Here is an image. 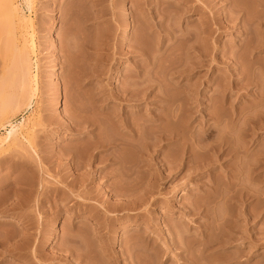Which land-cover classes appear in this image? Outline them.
Wrapping results in <instances>:
<instances>
[{
    "label": "rangeland",
    "instance_id": "rangeland-1",
    "mask_svg": "<svg viewBox=\"0 0 264 264\" xmlns=\"http://www.w3.org/2000/svg\"><path fill=\"white\" fill-rule=\"evenodd\" d=\"M99 1L0 0V199L8 202L0 211L19 200L24 206L0 212V243L6 232L21 239L29 228L25 237L38 239L25 242L42 245L36 259L33 245L28 256L0 254V264H80L71 251L84 249L92 258L87 248L97 256L88 264H105L101 248L122 264H259L264 247L250 246V237L204 256L194 245L220 236L211 232L212 217L257 210L253 180L264 175L253 173L264 156V0H199L188 5L202 10L182 20L162 4L168 14L153 21L169 27L161 34L144 26L151 21L131 0ZM162 1L178 2L142 0L146 10ZM139 40L145 48L136 53ZM19 59L29 77L22 97L26 70ZM138 91L149 95L132 97ZM10 124L17 126L11 137ZM213 147L222 149L219 157L207 150ZM81 177H93L91 186L110 199V213L97 202L102 197L87 200L79 192ZM134 179L149 199L127 215L119 208L127 199L112 193ZM227 195H249L248 206L235 199L213 203ZM94 222L104 227L96 236ZM136 242L150 248L139 263L120 257Z\"/></svg>",
    "mask_w": 264,
    "mask_h": 264
},
{
    "label": "bare ground",
    "instance_id": "bare-ground-1",
    "mask_svg": "<svg viewBox=\"0 0 264 264\" xmlns=\"http://www.w3.org/2000/svg\"><path fill=\"white\" fill-rule=\"evenodd\" d=\"M95 1V2H94ZM98 1V0H97ZM97 1L96 0H93V2L96 4L97 3ZM103 1V0H102ZM101 1V2H102ZM132 1V3H133V5H132V7L133 8H135V9H140V10H142L143 11V19L144 18H146V19H148V20H150L151 22L150 23H148V24H146V23H144V26L146 27V28H149V29H154L155 27H158V29H159V33L161 34V33H163V32H166V30H168V26H166L165 24H164V22H153L155 19H156V17H159V16H161V17H163L165 14H168L167 13V11H168V9H166L165 7H163L162 8V4L163 5H165V4H167L169 7H173V9H174V11H175V16L178 18V19H180V20H182V18L183 17H186V18H190L192 15H194L195 13H197V12H199V11H201L202 9H201V7L200 6H198V5H192V6H190V5H188V4H191V3H197V2H199V0H178V2H176V3H172V2H170V4H168V3H166V2H164V1H162V2H159L156 6H154L153 8H151L150 10H146L144 7V4H143V2H142V0H131ZM100 1H99V3H101ZM11 6V4L10 3H6V5L7 6H9V5ZM98 4V3H97ZM10 6H9V8H10ZM7 9V8H6ZM10 9H12V8H10ZM11 13H13V12H11L10 11V15H11ZM9 15V14H8ZM98 15V17H96V19L99 21V19L101 20V16H100V14L98 13L97 14ZM12 17V16H11ZM11 17H9V19L11 18ZM95 17V16H94ZM93 17V18H94ZM102 20H103V17H102ZM10 22H11V20H10ZM169 34H171L169 31H167ZM171 32H173V31H171ZM189 34V36H187V37H189V38H191L192 37V33H188ZM191 34V35H190ZM189 38H187V39H189ZM142 41H144V40H142ZM142 41L141 40H139V42L138 41H136L135 42V45L132 47V49H133V51H135L136 53H137V51H142V48L141 47H144V45H145V42L144 43H142ZM139 44H138V43ZM144 44V45H142V44ZM193 47H194V45H192ZM192 47V48H193ZM145 48V47H144ZM1 49V48H0ZM191 49V48H190ZM20 51H22V50H20ZM19 51V55L22 53V52H20ZM24 51V50H23ZM24 53V52H23ZM0 56H1V53H0ZM24 56H25V53H24V55L22 54V56L21 57H19V58H21V60L24 58ZM141 57V56H140ZM25 58H26V56H25ZM138 58V57H137ZM144 58V57H143ZM142 58V60H144V61H146L147 62V58H145V59H143ZM20 60V59H19ZM21 60H20V62L19 63H21V65L20 66H22V70H24L25 69V65H24V63L26 64V62H25V60L26 59H23V62H21ZM153 62H155L154 60H152V64H153ZM23 63V64H22ZM19 66V67H20ZM21 68V67H20ZM24 68V69H23ZM3 70H4V67H3ZM26 70V69H25ZM23 72V71H22ZM21 72V73H22ZM26 72L28 73V71L26 70V71H24L23 73H25L24 75H23V73H22V78H24V79H22V85H25L26 83H29V77H26V76H28V74H26ZM26 75V76H25ZM135 75H139V72H135ZM172 75H174V73H172L171 74V76ZM2 76V75H1ZM0 76V77H1ZM4 77V76H3ZM24 80V81H23ZM26 80L28 81V82H26ZM21 85V84H20ZM28 85V84H27ZM148 86H150V85H148ZM24 87H26V90H23V89H25V88H23V86H22V94H21V96L20 97H22V95L24 96V95H26V93L25 92H27V89H28V87L25 85ZM6 90H8V89H6ZM10 90V89H9ZM8 90V91H9ZM6 92V91H5ZM4 92V93H5ZM23 92L25 93V94H23ZM7 94H8V92H6ZM151 93V92H150ZM12 94V93H11ZM15 94V93H14ZM132 94V97H136V96H138V97H141V98H145V96L147 97L148 95H149V93L146 91V92H141V91H138V92H132L131 93ZM9 95H10V92H9ZM18 96H19V94H18ZM0 97H3V95L2 96H0ZM16 99V98H15ZM3 100V99H2ZM4 101V100H3ZM32 101V100H31ZM10 103V102H9ZM31 106H32V103L31 102H29V105L27 106V108H31ZM122 126H124V131H126L125 133H127V132H129L128 131V126H126L125 124H123ZM17 133V126H15V125H13V124H10L9 125V130H8V136L9 137H11V136H14L15 134ZM90 140H92V139H90ZM211 147V146H210ZM207 150H211V151H213L215 154L214 155H216L217 157H219V155H218V153L219 152H221L222 151V149L221 148H210V149H207ZM89 169H90V171L92 170V166L90 165L89 166ZM78 170H79V168H78ZM89 171V172H90ZM85 173V172H84ZM253 173L255 174V176H257L258 175V177L261 175V174H264V156H262V157H259L258 158V160H257V164H256V166L254 167V169H253ZM83 174V173H82ZM86 175L88 174V170H87V173H85ZM108 173H105V175L103 176V177H105V178H107L108 176H106ZM109 175V174H108ZM79 176V175H78ZM83 176V175H82ZM262 176V175H261ZM260 176V178H256L255 180H253V181H255L254 183H255V185H256V187L258 188V191H256L255 193H254V196H252V198L254 197L255 198V200L257 201V210L255 211L254 210V212H253V214L252 215H247V216H244L243 215V213L242 212H236L235 213V215L234 214H231L230 216H229V218L231 217V220H229V218H227V217H225L226 218V220L224 221V219H223V216H222V218L221 217H212L211 215V217H212V219H210V221H209V223L211 222V224L209 225L210 227L213 225L215 228H210L211 229V232H213V230H215L214 232V234H216L217 235V233H220L219 235L221 236H218V239H219V237L221 238L219 241H218V239L216 240V242H212V241H208L207 243H205V244H201L200 242H201V240H202V238H197L196 240V245H194L195 246V248H197V250H199L200 249V251L199 252H202V255L204 254H206V252L208 251V250H210V249H212V248H214L215 246H218V247H224L225 245H230L231 244V246H232V244H234V243H236L237 241H239V240H241V239H246V237H250L249 238V240H250V246H255V245H257V246H263L264 247V225L261 227V228H259V229H256L255 230V228L258 226V224L262 221L263 222V224H264V186H261L262 185V182H263V180H264V175L261 177ZM177 178V175H175V176H173V178H172V180L173 179H176ZM78 179V178H77ZM76 178H74L72 181H70L68 184H71L72 185V187H74L73 185L76 183V180H77ZM81 181H80V184L79 183H77V184H79V188L81 189V190H79V192H81V193H84L83 195L84 196H86V198H87V200H91V199H93L94 200V198H96V199H101V197H102V201H97V202H102V204H101V209L102 208H104V210L106 211V212H109L110 213V207H109V205H110V203L107 201V199L104 197V195L103 196H101L102 194H101V192H97V188H93L91 185H92V183L94 182L93 181V177L91 178V177H89V178H85V177H81V179H80ZM135 180V179H134ZM138 181V183H136V180H135V182L134 181H132V182H134L133 183V185L131 184V185H129L130 184V182H126V181H123V182H125L124 184H120V185H122V186H117V187H120V188H116V190H114V192L112 193L113 194V196H112V198L113 197H124V198H126L127 200H125L124 202H123V204L121 205V207H119V205H118V207L119 208H121V209H123L124 211H126L127 212V215L129 214V212L130 211H136V210H140L141 209V207L145 204V202H146V200H147V195L146 194H144L143 193V191H142V188H143V186L141 187V185H143V184H141L142 183V181L141 180H139V179H137ZM139 181H141L140 183H139ZM79 182V181H78ZM122 182V183H123ZM127 183V184H126ZM141 184V185H140ZM12 185V184H11ZM15 185V184H14ZM13 186V185H12ZM14 187V186H13ZM13 187H10V189L9 190H12L13 189ZM12 188V189H11ZM15 188V187H14ZM110 188H112V186L110 187ZM113 189L114 188H112V191H113ZM118 189V190H117ZM111 190V189H110ZM71 191V190H70ZM111 191V192H112ZM100 193V195H98ZM109 195V194H108ZM96 196H98L99 198H97ZM107 196V195H106ZM103 197L105 198V200L103 201ZM249 198H250V196L249 195H247L246 196V198H241V197H238V196H224L222 199H220V197H218V198H215L214 200H213V203L214 204H216L217 202H219V201H222V202H224L225 204H229V203H231L234 199L237 201L236 203H238V202H242L245 206H248V201H249ZM96 199H95V201H96ZM149 199V198H148ZM2 199H0V203H2V207H4V205H7L8 204V202H7V204L5 203V204H3V200L1 201ZM108 200H110V199H108ZM235 200H234V202L233 203H235ZM19 202H21L20 204H19ZM107 202L109 203V205L108 206H106L107 205ZM11 204H13V203H11ZM20 206H19V205ZM22 204V205H21ZM99 204V203H98ZM14 205V204H13ZM11 206L10 205V207L9 206H5V207H7L8 209L9 208H13L14 209V207H15V205H17L18 207H22L23 206V202L21 201V200H19L17 203H15V205L14 206ZM237 205V204H236ZM240 205V204H239ZM85 206H90V205H84V207ZM94 206V205H93ZM97 206V205H96ZM111 206V205H110ZM24 207V206H23ZM0 208H1V205H0ZM93 208H95V206L93 207ZM7 209V210H8ZM10 209V210H11ZM12 209V210H13ZM88 209V208H87ZM3 210H5V208L3 209H1V211H3ZM7 210H5V211H7ZM17 210V209H16ZM100 210V209H99ZM0 211V212H1ZM14 211V210H13ZM101 211V210H100ZM103 211V210H102ZM9 212V211H8ZM106 212H105V214H106ZM2 213H4V211L2 212ZM1 213V214H2ZM83 213V212H82ZM5 214V213H4ZM238 214V215H237ZM126 215V216H127ZM233 215H234V217L237 215V217H239V218H242V222L239 224V222H240V220H235L234 219V217H233ZM106 216L108 217V215L106 214ZM105 217V216H104ZM125 217V216H124ZM128 217V216H127ZM236 217V219H238ZM94 218V221H95V217H93ZM109 218V217H108ZM122 219H124L123 218V216H122ZM121 219V220H122ZM125 220H127L126 218H125ZM97 221V220H96ZM120 221V220H119ZM228 221V222H227ZM95 224V222L93 223V225ZM96 224H98V222L96 223ZM95 224V225H96ZM26 225H28V224H25V225H23V226H26ZM92 225V226H93ZM22 226V227H23ZM29 227V226H28ZM27 226H26V228H28ZM89 228L91 227V226H88ZM88 228V229H89ZM243 228V229H242ZM251 228H253L255 231L252 233V231H251ZM29 229V228H28ZM28 229H24V230H26V231H18V235H20L21 233H23V236H22V234L20 235L21 236V239H19V237L18 236H16L15 234L13 235L12 233L10 234L9 232H6V241L7 242H5V240L4 241H1V247H3V245L5 246V247H3V250L2 249H0V250H2V251H0V254H4V255H6V254H21V255H27L28 254V252H29V250H31V248H33V245H34V248H33V250H32V254H31V256L32 257H34L35 259H36V257H38V255H40L41 256V247H42V245H40L39 243H38V245L34 242L36 239H38V238H36V239H34V237H32V236H28L27 238L25 237L26 235L24 234V232H26V233H28L27 235H29L30 233L29 232H27V230ZM92 229V228H91ZM91 229H89L90 230V232H91ZM209 229V230H210ZM216 229L219 231H216ZM30 230V229H29ZM104 230V227H102V225H96V228H94V230L92 229V231H93V234H91L90 233V235H94V236H96V235H99V234H101V232ZM21 232V233H20ZM13 235V237H14V239L16 238V237H18V240L16 239V241L15 240H13L12 238L13 237H11V236ZM31 235H33L32 233H31ZM42 236H43V234H41ZM40 235V236H41ZM33 236H35V235H33ZM22 237H24V239L22 238ZM29 237H32V239H34V241H32V244H30L31 243V240H30V238ZM69 239L68 240H70L71 241V238H72V241L73 242H75L74 240H75V238H77L75 235L74 236H70L69 235ZM74 237V238H73ZM186 237V235H181V238H180V240L181 239H183V238H185ZM10 238V240L8 241V239ZM43 238V237H42ZM100 238H102V236L100 235ZM99 238V239H100ZM23 239V240H22ZM27 239V242L30 240V243H27V242H25V240ZM44 239V238H43ZM41 240V239H40ZM40 240H37V241H40ZM13 241V244L11 243ZM15 241V242H14ZM21 241H23V242H21ZM36 241V242H37ZM71 241V242H72ZM9 242V243H8ZM41 242H42V240H41ZM7 243V244H6ZM24 243V244H23ZM37 246H36V245ZM174 244L175 245H179L180 244V242L178 241V242H174ZM234 245H236V244H234ZM233 245V246H234ZM238 245V244H237ZM239 246H240V244H239ZM218 247H216L215 248V250L216 249H218ZM229 247V246H228ZM239 248V247H238ZM70 249V248H69ZM86 249V248H85ZM89 249V250H88ZM149 246H148V244H146V245H138L137 244V242L136 243H132L126 250H125V252H123L121 255H120V257L121 256H124V255H126L128 258H130V259H132V263H139V261H140V259L142 258V256H143V254H145V253H147V252H149ZM155 248L154 247H152V249L150 250V251H153ZM220 249V248H219ZM72 250V249H71ZM83 250V251H82ZM81 250V252H83V253H81L80 252V250H74V251H71L72 253H73V255L75 256V260H76V262H79L80 264H83V263H86V264H88V262L89 261H94L95 259L94 258H96L97 256H96V254H94V256H93V253H92V251H90V248H87V250L89 251V252H91V257L92 258H90L89 256L87 257L85 254H87L88 252L86 251V250H84V249H82ZM221 250V249H220ZM84 251H86V252H84ZM225 251V250H224ZM223 252V251H222ZM224 253V252H223ZM240 253V252H239ZM238 253V254H239ZM99 254V255H98ZM105 254H107L108 255V259L107 260H105V264H122L121 262H120V260H119V258L117 257V256H115V255H113V252H112V254L110 253L109 254V252H108V249H106V248H101V249H99L98 250V253H97V255L98 256H101V258L102 259H104V255ZM237 253H236V258H239ZM88 255V254H87ZM203 255V256H204ZM241 255V254H240ZM1 257H3L2 255H0ZM28 256V255H27ZM106 256V255H105ZM221 257V256H220ZM218 258V257H217ZM217 258H215L214 259V261H216L217 260ZM91 259V260H90ZM219 260L218 261H220V258H218ZM263 259H264V257H263V255H262V259L260 258V260H262V261H260V263L259 264H264V262H263ZM224 261V260H223ZM258 260L256 261V264H258ZM262 262V263H261ZM75 262H73L72 264H74ZM29 264V263H28ZM90 264V263H89ZM93 264V263H92ZM204 264V263H203ZM246 264H248V263H246Z\"/></svg>",
    "mask_w": 264,
    "mask_h": 264
}]
</instances>
